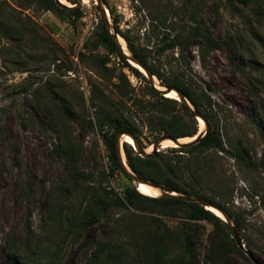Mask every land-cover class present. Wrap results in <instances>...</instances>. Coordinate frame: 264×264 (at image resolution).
Masks as SVG:
<instances>
[{
  "label": "rangeland",
  "instance_id": "1",
  "mask_svg": "<svg viewBox=\"0 0 264 264\" xmlns=\"http://www.w3.org/2000/svg\"><path fill=\"white\" fill-rule=\"evenodd\" d=\"M6 1L7 5L0 0V5L8 8L3 21L7 24L5 18L10 12L19 22L29 24L23 26L24 31L19 36L9 33L6 25L0 23V264H22L15 255L29 262L93 264L91 240L104 236V228L99 224L88 227L77 241L58 235L54 208L62 198L60 203L66 210L65 193L59 197L57 191L68 181L69 170L54 152L58 143L55 129L61 117L57 118L58 102L50 91L65 92L69 106L84 111V116L92 119L90 81L113 94L115 78L100 67L91 68L88 58L89 54L99 58L106 54L102 46H92L93 34L99 27L97 0H82V15L78 19L35 5L23 8L15 0ZM64 1L72 6L76 0ZM106 2L102 5L111 27L112 17L116 15L122 32L152 50L160 44L161 30L151 31L150 14L157 10L165 13L169 23L178 30L183 27V31L193 24L188 14L194 10L196 16L203 18L212 36L221 42L222 47L209 51L204 62L199 59L197 43L191 44L185 52L186 67L175 59L177 49L166 51L161 59L166 70L184 71L204 88L216 103L213 114L225 147L235 152L241 140L247 157L255 163L254 168L248 169L231 155L215 152L211 162L213 171L205 168L207 173L203 174V179H206L205 189L214 186L216 200L224 202L242 219L243 228L237 232L243 242V253L229 249L228 264H264V164L261 163L264 156V16L254 13L257 5L264 11V0ZM15 29L14 26L12 31ZM124 47L127 50L126 43ZM81 52L86 54L82 62ZM54 54L57 59L49 61ZM106 66L118 69L119 60L111 55ZM125 71L139 91L140 81L127 69ZM155 81L159 82L156 77ZM62 120L68 141L78 154L77 164L81 172L91 178V184L115 189L118 185H135L134 181L121 176L102 180L100 172L105 168L106 150L97 128H84L66 116ZM197 122L198 130H204L205 123L201 127L199 117ZM140 127L143 149L150 152L152 144L162 138L163 133L150 130L146 123H141ZM124 137L121 136V142ZM172 146L160 147V151L173 158L179 152L171 149ZM121 154L125 159L123 149ZM121 213L117 208L109 211L110 215ZM180 220L164 217L172 228ZM199 224V259L203 264H211L205 260V254L216 232L210 222L203 220ZM229 231V241H233L230 228ZM13 239L16 245H12Z\"/></svg>",
  "mask_w": 264,
  "mask_h": 264
},
{
  "label": "trees",
  "instance_id": "2",
  "mask_svg": "<svg viewBox=\"0 0 264 264\" xmlns=\"http://www.w3.org/2000/svg\"><path fill=\"white\" fill-rule=\"evenodd\" d=\"M2 1L8 4L6 0ZM15 1L23 8L35 5L44 10L66 13L73 19H78L82 15L80 5L66 6L56 0ZM139 1L144 3V0ZM77 2L78 0L72 3ZM102 2L105 5L107 3L106 0ZM8 7L12 9L10 5ZM97 8L100 11L99 27L93 34L92 46L94 48L102 46L106 54L100 58L89 54L88 58L91 68L100 67L115 78L113 94L107 93L95 81H90L89 100L94 107V119H92L84 116V111L81 112L74 109V106H69V99L65 92L50 91L52 97L58 102L57 118L58 115L61 117L58 118V129H55L58 143L55 145L54 152L69 170L68 181L62 183L57 191L59 197L65 193L66 210H63V205L60 203L62 198L58 199L59 204L54 208L57 230H60L58 235L63 239L69 237L77 241L88 227L99 224L104 228V236L91 240L93 249L90 259L93 264H124L126 261L128 264H203L199 259L201 246L199 221L204 220L210 222L216 232L215 237L210 241L205 260L211 264L230 263L229 249L234 248L241 253L243 250L235 240L229 241V225L220 216L203 205L175 196L143 194L138 191L136 184L118 185L117 189L91 184L89 182L91 178L83 174L77 164L78 154L70 145L62 122L63 116H66L67 119H71L84 128L96 127L106 150L105 168L100 172L101 179L108 180L109 177L115 179L116 176H121L132 182L133 179L124 167L118 149L120 133L130 134L141 147H143L141 123H146L150 130L162 132V137H192L199 131L195 115V112H198L208 124V131L196 142L170 147L179 152L176 156L168 157L163 151L141 156L131 144L122 141L121 149H123L125 161L131 171L143 180L162 186L170 192L175 191L207 199L224 210L235 228L241 230L243 223L240 215L230 210L224 202L216 200L214 186L205 189L206 179H203V174L207 173L205 168L213 171L211 162L215 152L231 155L237 163L248 169L254 168L255 163L247 157L244 151L245 145L241 140L236 145L235 152L225 147L220 127L213 114L216 103L204 88L199 87L197 82L184 71L166 70L165 63L161 59L166 51L177 49L178 56L175 59L186 67L188 62L185 52L191 44L197 43L199 59L204 62L209 51L222 47L221 42L212 36L203 18L196 16V11L189 12L188 16L193 24L184 32L183 27L178 30L176 26L169 23L165 13L157 10L150 14L153 23L151 31L154 33L158 28L161 30L160 44L152 50L147 45L136 43L127 32H122L117 25L116 15L112 17L114 32H111L100 7L97 6ZM7 9L0 5V23L6 25L9 33L20 36L24 31L23 26H28L29 23L19 22L8 10L6 24L2 17ZM254 13L264 16L260 5H257ZM9 17L12 21H8ZM14 26L16 29L13 32ZM116 35L122 37L128 51L159 80L161 85L179 90L193 109L185 102L164 96L156 89L140 69L128 62L115 40ZM84 55L86 54L80 53L81 62L84 61ZM111 55L119 60L118 69L106 66ZM56 59L57 56L54 54L49 61L54 62ZM166 63L172 66L170 60ZM125 69L140 81L139 91H136ZM80 98H82L81 95ZM209 151L212 153L207 155ZM261 163L264 164V156ZM111 208L120 209L122 213L110 215ZM131 208L133 212L130 211ZM164 217H178L181 220L176 227L172 228L164 221ZM15 243L13 239L12 245H16ZM15 256L22 264H55L54 262H29L23 256Z\"/></svg>",
  "mask_w": 264,
  "mask_h": 264
},
{
  "label": "water",
  "instance_id": "3",
  "mask_svg": "<svg viewBox=\"0 0 264 264\" xmlns=\"http://www.w3.org/2000/svg\"><path fill=\"white\" fill-rule=\"evenodd\" d=\"M58 3L62 4V5H66L68 6L67 4L61 2V0H56ZM82 2V0H78L77 3L73 4V5H80ZM97 4L98 6L100 7V10H101V13L103 14V17L108 25V27L111 29V25H110V22L109 20L107 19V16H106V13H105V9L103 8V2L102 0H97ZM114 32V30H113ZM119 35H116L115 36V40L118 42V44L120 45L121 49H122V52L123 54L126 56V59L128 60V62H130L132 65H134L135 67H137L138 69H140L145 75L146 77L149 78L151 84L156 88L158 89L164 96H167L166 94L169 93L170 91L174 90L176 91L177 95H178V100L180 101H183L185 102L190 108H192L191 104L189 103V101L183 96V94L177 90L176 88L174 87H171V86H163L161 85L159 82L157 83L155 81V76L153 74H151V72L149 70H147V68H145V66H143V64L137 59L135 58L131 52L127 50H125L123 48V46L121 45L120 41H119ZM193 109V108H192ZM195 115L196 117H199L200 119H202L205 123V129L202 130V131H198L194 136L190 137L191 139L188 140V141H180L179 139L180 138H184V137H179V138H170L173 143L175 144V147H179L181 146L182 144H185V143H192V142H196L198 141L199 139H201L205 134L206 132L208 131V124L206 123V121L204 120V118L198 113V112H195ZM122 135H127V136H130L132 139H133V148L138 151V153L141 155V156H148L152 153H156L158 151H160V147H162V141L165 139V138H169V137H162L160 138L159 140L155 141L153 144H152V150L150 152H147L143 149V147H141L138 142L133 138V136H131L130 134L128 133H120L119 135V138H121ZM118 149L120 151V156H121V161L124 165V167L126 168L129 176L133 179L134 183L135 184H140V183H145V184H148L150 186H153L155 188H158L159 190V195H167V196H175V197H178V198H181V199H184V200H187V201H191V202H195V203H198L200 205H203L205 206L206 208L208 206H212L214 208H216L217 210H219L221 213H222V219L228 223L229 225V228L231 229V233H232V237L233 239L235 240L236 244L241 247L242 249L244 248L243 246V242L237 232V229L235 228L233 222L231 221L229 215L224 211L222 210L220 207L216 206L215 204L211 203L210 201H208L207 199H204V198H201V197H197V196H191V195H188V194H183V193H177L175 191H168V190H165L162 186H159L157 184H154L152 182H149V181H146V180H143L141 179L140 177L136 176L132 171L131 169L128 167L125 159H123L122 157V154H121V141L118 140ZM125 158V157H124ZM137 188V187H136Z\"/></svg>",
  "mask_w": 264,
  "mask_h": 264
},
{
  "label": "bare ground",
  "instance_id": "4",
  "mask_svg": "<svg viewBox=\"0 0 264 264\" xmlns=\"http://www.w3.org/2000/svg\"><path fill=\"white\" fill-rule=\"evenodd\" d=\"M84 2L86 1V0H83ZM61 2H63V3H65V1L64 0H61ZM119 41H120V43H121V45L123 46V48L125 49V41L123 40V39H119ZM168 97H172V98H178V95H177V93H176V91H174V90H172V91H170L169 93H167L166 94ZM200 126L202 127V125L204 124V122H203V120L202 119H200ZM202 129V128H201ZM202 131V130H201ZM123 139V138H122ZM191 138L189 137V138H180L179 140L180 141H188V140H190ZM124 141H126L127 143H129V144H133V139L130 137V136H127V135H125V137H124ZM169 146V145H173V146H175V144L171 141V140H164L163 142H162V147H164V146ZM136 187H137V189H138V191H140L141 193H143V194H146V195H149V196H158L159 195V190H158V188H155V187H153V186H150V185H148V184H145V183H140V184H136ZM208 209H210V210H212L213 212H215V214H217L218 216H220V217H222V213L219 211V210H217L216 208H214V207H212V206H208L207 207Z\"/></svg>",
  "mask_w": 264,
  "mask_h": 264
}]
</instances>
